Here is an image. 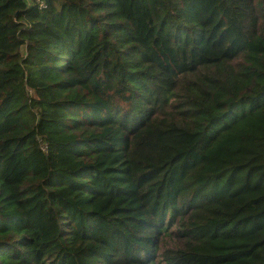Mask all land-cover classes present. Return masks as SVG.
I'll return each instance as SVG.
<instances>
[{
	"label": "trees",
	"instance_id": "obj_1",
	"mask_svg": "<svg viewBox=\"0 0 264 264\" xmlns=\"http://www.w3.org/2000/svg\"><path fill=\"white\" fill-rule=\"evenodd\" d=\"M44 3L0 0V264H264V0Z\"/></svg>",
	"mask_w": 264,
	"mask_h": 264
},
{
	"label": "built area",
	"instance_id": "obj_2",
	"mask_svg": "<svg viewBox=\"0 0 264 264\" xmlns=\"http://www.w3.org/2000/svg\"><path fill=\"white\" fill-rule=\"evenodd\" d=\"M29 4H37L38 7H43L45 5L44 0H25Z\"/></svg>",
	"mask_w": 264,
	"mask_h": 264
},
{
	"label": "rangeland",
	"instance_id": "obj_3",
	"mask_svg": "<svg viewBox=\"0 0 264 264\" xmlns=\"http://www.w3.org/2000/svg\"><path fill=\"white\" fill-rule=\"evenodd\" d=\"M22 50V49H21Z\"/></svg>",
	"mask_w": 264,
	"mask_h": 264
}]
</instances>
